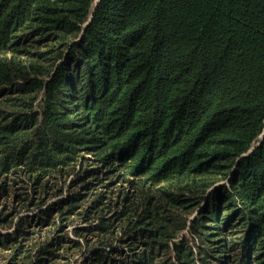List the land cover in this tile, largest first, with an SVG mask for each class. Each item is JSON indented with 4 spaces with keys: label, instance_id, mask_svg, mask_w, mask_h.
<instances>
[{
    "label": "trees",
    "instance_id": "trees-1",
    "mask_svg": "<svg viewBox=\"0 0 264 264\" xmlns=\"http://www.w3.org/2000/svg\"><path fill=\"white\" fill-rule=\"evenodd\" d=\"M263 131L264 0H0V264H264Z\"/></svg>",
    "mask_w": 264,
    "mask_h": 264
},
{
    "label": "water",
    "instance_id": "water-1",
    "mask_svg": "<svg viewBox=\"0 0 264 264\" xmlns=\"http://www.w3.org/2000/svg\"><path fill=\"white\" fill-rule=\"evenodd\" d=\"M98 1V0H97ZM264 136V131L262 132V134L260 135V138H262ZM255 148V146H253L252 148H250L249 149V151L247 152V153H245V154H243V156L244 155H247L248 153H251L252 152V150Z\"/></svg>",
    "mask_w": 264,
    "mask_h": 264
},
{
    "label": "rangeland",
    "instance_id": "rangeland-1",
    "mask_svg": "<svg viewBox=\"0 0 264 264\" xmlns=\"http://www.w3.org/2000/svg\"><path fill=\"white\" fill-rule=\"evenodd\" d=\"M186 232V231H185ZM187 233V232H186Z\"/></svg>",
    "mask_w": 264,
    "mask_h": 264
}]
</instances>
